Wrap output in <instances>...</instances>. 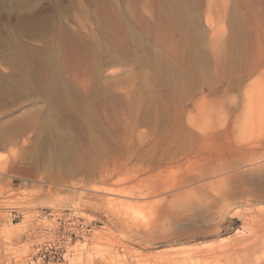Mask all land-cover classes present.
<instances>
[{
  "label": "rangeland",
  "instance_id": "rangeland-1",
  "mask_svg": "<svg viewBox=\"0 0 264 264\" xmlns=\"http://www.w3.org/2000/svg\"><path fill=\"white\" fill-rule=\"evenodd\" d=\"M0 264H264V0H0Z\"/></svg>",
  "mask_w": 264,
  "mask_h": 264
},
{
  "label": "built area",
  "instance_id": "built-area-1",
  "mask_svg": "<svg viewBox=\"0 0 264 264\" xmlns=\"http://www.w3.org/2000/svg\"><path fill=\"white\" fill-rule=\"evenodd\" d=\"M41 219L55 217V226L50 227L48 230L53 233L54 240H47L42 245L38 246V257H53L56 261L64 259L65 246L68 241L81 237V235L91 234L96 230L95 224L91 221H87L84 217H81L71 209L63 210L59 215L58 212L52 213L43 212L39 216ZM47 230V228H44Z\"/></svg>",
  "mask_w": 264,
  "mask_h": 264
},
{
  "label": "bare ground",
  "instance_id": "bare-ground-1",
  "mask_svg": "<svg viewBox=\"0 0 264 264\" xmlns=\"http://www.w3.org/2000/svg\"><path fill=\"white\" fill-rule=\"evenodd\" d=\"M145 7H146V6H145ZM259 46H260V45H259ZM98 195H99V194H98ZM104 197H105V196H104ZM100 199H101V198H100ZM105 199L107 200V198H105ZM100 202H101V201H100ZM103 202L105 203L104 198H103ZM108 204H111V205H112V203H111L110 201L108 202ZM250 205H252V204H250ZM113 206H114V205H113ZM250 207H251V206H250ZM262 210H263V209H262ZM235 230H236L235 232L238 231V229H235ZM239 231H240V230H239ZM236 234L238 235V233H235L234 235H236ZM240 235H241V234H240ZM97 236H98V235H97ZM97 236H96V237H97ZM102 236H103V235H102ZM94 237H95V236H94ZM189 237H190V236H189ZM227 237H228V236L225 235V236L221 237L220 239H221V241H222V240L226 239ZM92 238H93V237H92ZM220 239H219V240H220ZM94 241H96V240H94ZM222 242H223V241H222ZM221 244H222V243H221Z\"/></svg>",
  "mask_w": 264,
  "mask_h": 264
}]
</instances>
